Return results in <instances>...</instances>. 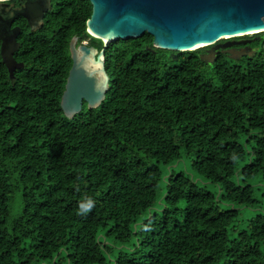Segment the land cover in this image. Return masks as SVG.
<instances>
[{
	"label": "trees",
	"instance_id": "obj_1",
	"mask_svg": "<svg viewBox=\"0 0 264 264\" xmlns=\"http://www.w3.org/2000/svg\"><path fill=\"white\" fill-rule=\"evenodd\" d=\"M50 4L0 56V264H264V31L237 56L111 41L104 97L67 116L69 40L102 43L88 0Z\"/></svg>",
	"mask_w": 264,
	"mask_h": 264
},
{
	"label": "water",
	"instance_id": "obj_2",
	"mask_svg": "<svg viewBox=\"0 0 264 264\" xmlns=\"http://www.w3.org/2000/svg\"><path fill=\"white\" fill-rule=\"evenodd\" d=\"M6 1V0H4ZM91 12L85 20L86 32L102 43L93 45L80 42L76 36L69 40L71 63L60 106L65 115L71 116L81 109L96 106L104 97L108 76L103 66V48L111 41L139 37L149 33L152 45L172 50H189L203 45L237 43V36L264 31V0H88ZM47 2H25L23 9L15 11L29 18L31 12L41 15ZM0 56L9 73L20 64L13 57L18 42L17 25H7L8 20L0 16ZM32 27V26H31ZM231 56L241 54L227 49ZM212 57L211 49L206 53ZM100 63V75L85 65V59Z\"/></svg>",
	"mask_w": 264,
	"mask_h": 264
},
{
	"label": "flooded vegetation",
	"instance_id": "obj_3",
	"mask_svg": "<svg viewBox=\"0 0 264 264\" xmlns=\"http://www.w3.org/2000/svg\"><path fill=\"white\" fill-rule=\"evenodd\" d=\"M32 1H38V0H20L17 3L13 2V1H7L6 0L4 5L2 7H0V16L2 18H4V19L8 20V24L7 25H11V26H14V25H17V26L18 25H29V27L31 29H34V28L38 27L39 25H43V20L45 18V12L51 6L50 0H46V2H47L46 10L42 11V14L39 15V16L37 15V13L35 14L34 12L30 13L29 18H26V17H24L21 14H16L15 15V11L23 9V7L25 5V2H32ZM39 1H42V0H39ZM0 25H6V24L4 22L0 21ZM19 32H20V30L18 31V33ZM17 34H16V36H17ZM85 43L87 44V41ZM242 43L243 42L233 44V45H237V47H235V46H228V47H231V49H232V51H234V53L237 52V51H240V50H242L241 52H246L247 47H246L245 44H242ZM218 46H224V45H218L217 44L216 46H214V50ZM242 46H244V47H242ZM212 50L213 49H211V52H212Z\"/></svg>",
	"mask_w": 264,
	"mask_h": 264
},
{
	"label": "bare ground",
	"instance_id": "obj_4",
	"mask_svg": "<svg viewBox=\"0 0 264 264\" xmlns=\"http://www.w3.org/2000/svg\"><path fill=\"white\" fill-rule=\"evenodd\" d=\"M84 63H85V65L87 67H90L91 69H93L94 71H96V74L97 75H100L101 74V72H100L101 66H100V63L98 61H92L91 58H89V59L86 58Z\"/></svg>",
	"mask_w": 264,
	"mask_h": 264
},
{
	"label": "clouds",
	"instance_id": "obj_5",
	"mask_svg": "<svg viewBox=\"0 0 264 264\" xmlns=\"http://www.w3.org/2000/svg\"><path fill=\"white\" fill-rule=\"evenodd\" d=\"M85 41V40H83ZM91 207H93V202L89 201V203L87 205H81V210L82 212H87L88 210L91 209Z\"/></svg>",
	"mask_w": 264,
	"mask_h": 264
},
{
	"label": "rangeland",
	"instance_id": "obj_6",
	"mask_svg": "<svg viewBox=\"0 0 264 264\" xmlns=\"http://www.w3.org/2000/svg\"><path fill=\"white\" fill-rule=\"evenodd\" d=\"M5 1L4 0H0V7H2L4 5ZM82 42H86V41H82Z\"/></svg>",
	"mask_w": 264,
	"mask_h": 264
}]
</instances>
